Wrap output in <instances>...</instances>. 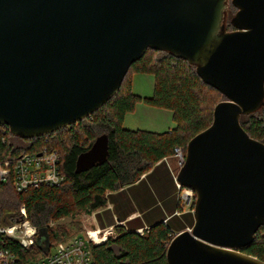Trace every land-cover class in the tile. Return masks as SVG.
I'll list each match as a JSON object with an SVG mask.
<instances>
[{"label": "water", "instance_id": "obj_1", "mask_svg": "<svg viewBox=\"0 0 264 264\" xmlns=\"http://www.w3.org/2000/svg\"><path fill=\"white\" fill-rule=\"evenodd\" d=\"M149 49L194 65L226 98L176 176L195 194V224L172 239L168 264H264L241 252L264 226V143L240 122L264 107V0H0V125L34 139L80 123ZM108 157L104 134L76 173Z\"/></svg>", "mask_w": 264, "mask_h": 264}, {"label": "trees", "instance_id": "obj_2", "mask_svg": "<svg viewBox=\"0 0 264 264\" xmlns=\"http://www.w3.org/2000/svg\"><path fill=\"white\" fill-rule=\"evenodd\" d=\"M237 9L230 5L226 14L227 32L235 30L231 21ZM135 74L154 77L152 96L142 97L133 91ZM225 96L205 84L196 67L168 52L149 49L145 56L132 65L121 90L103 108L71 127L52 134L21 139L13 136L7 126L0 125V164L6 168L26 153H37L44 147L56 149L61 155L60 170L65 181L59 186H41L19 193L12 179L0 182V225H11L27 220L45 238L29 249L14 239L0 237V250H9L19 264L30 263L50 249L67 241L68 233L54 230L51 223L79 212H92L107 205V193L132 185L157 163L173 157L176 148L186 152L188 143L213 123L216 97ZM138 103L169 110L176 123L165 132L131 130L124 127L127 114ZM240 122L250 137L264 143V107ZM109 137V157L101 166L76 173L78 157L88 151L101 135ZM178 188V187H177ZM180 200V199H179ZM180 202V201H179ZM175 234L159 222L143 231L115 228V236L104 243L91 245L92 264H168L167 249ZM241 252L264 262V226L255 234L253 243Z\"/></svg>", "mask_w": 264, "mask_h": 264}, {"label": "built area", "instance_id": "obj_3", "mask_svg": "<svg viewBox=\"0 0 264 264\" xmlns=\"http://www.w3.org/2000/svg\"><path fill=\"white\" fill-rule=\"evenodd\" d=\"M174 156L178 158V164L182 168L186 160V152L182 148H176ZM60 163V153L46 146L37 153L21 155L10 168L0 164V182L7 183L12 179L14 188L19 193L41 186H59L65 181ZM177 187L181 207L188 206L194 210L195 194L178 184ZM21 214L24 220L11 225H0V237L14 239L25 249H29L37 241L44 243L46 240L37 227L27 220L25 207L21 208ZM111 236H115L112 228L93 229L87 231L86 235L61 242L53 249L44 244L46 254L26 264H92L91 245L104 243ZM0 264L19 263L18 258L9 250H0Z\"/></svg>", "mask_w": 264, "mask_h": 264}, {"label": "crops", "instance_id": "obj_4", "mask_svg": "<svg viewBox=\"0 0 264 264\" xmlns=\"http://www.w3.org/2000/svg\"><path fill=\"white\" fill-rule=\"evenodd\" d=\"M172 158L157 163L136 183L108 192L104 208L82 216L83 231L110 228L115 231L117 226H122L140 233L159 222L166 224L175 235L191 230L195 224L194 210L180 205L178 173L173 168Z\"/></svg>", "mask_w": 264, "mask_h": 264}, {"label": "rangeland", "instance_id": "obj_5", "mask_svg": "<svg viewBox=\"0 0 264 264\" xmlns=\"http://www.w3.org/2000/svg\"><path fill=\"white\" fill-rule=\"evenodd\" d=\"M154 89V77L150 74H135L133 91L142 97L152 96ZM222 96L216 97V104L221 102ZM136 111L126 115L124 120V127L131 130H147L157 131L159 133L173 129L176 125L173 119V113L169 110L157 108L146 105L144 103H138L136 105ZM171 163L174 166L175 172L180 171L178 164V158L173 156ZM191 207L184 206L183 209H189ZM85 212L76 213L73 216L63 218L57 222L51 223V227L54 230H65L68 233V239L86 235L82 229L80 222Z\"/></svg>", "mask_w": 264, "mask_h": 264}]
</instances>
